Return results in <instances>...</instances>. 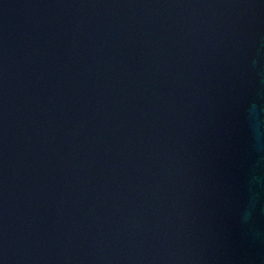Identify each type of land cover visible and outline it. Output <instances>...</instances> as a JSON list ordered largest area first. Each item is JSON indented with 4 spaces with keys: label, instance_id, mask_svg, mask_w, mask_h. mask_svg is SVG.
Wrapping results in <instances>:
<instances>
[{
    "label": "water",
    "instance_id": "obj_1",
    "mask_svg": "<svg viewBox=\"0 0 264 264\" xmlns=\"http://www.w3.org/2000/svg\"><path fill=\"white\" fill-rule=\"evenodd\" d=\"M0 264H264V0H0Z\"/></svg>",
    "mask_w": 264,
    "mask_h": 264
}]
</instances>
